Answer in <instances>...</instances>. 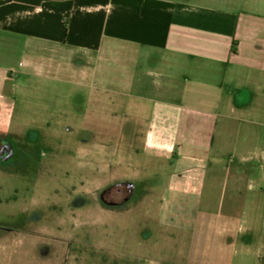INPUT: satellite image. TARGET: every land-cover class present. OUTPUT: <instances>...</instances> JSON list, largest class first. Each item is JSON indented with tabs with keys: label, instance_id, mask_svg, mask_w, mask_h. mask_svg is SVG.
<instances>
[{
	"label": "rangeland",
	"instance_id": "374dc122",
	"mask_svg": "<svg viewBox=\"0 0 264 264\" xmlns=\"http://www.w3.org/2000/svg\"><path fill=\"white\" fill-rule=\"evenodd\" d=\"M78 73L25 65L0 97V264H264V126L207 113L168 152L160 119Z\"/></svg>",
	"mask_w": 264,
	"mask_h": 264
},
{
	"label": "crops",
	"instance_id": "0c3cea01",
	"mask_svg": "<svg viewBox=\"0 0 264 264\" xmlns=\"http://www.w3.org/2000/svg\"><path fill=\"white\" fill-rule=\"evenodd\" d=\"M47 59L85 71L92 100L115 92L160 119L149 134L168 152L207 113L264 126V0H0V97ZM250 130L264 151L263 129Z\"/></svg>",
	"mask_w": 264,
	"mask_h": 264
},
{
	"label": "flooded vegetation",
	"instance_id": "af4514ba",
	"mask_svg": "<svg viewBox=\"0 0 264 264\" xmlns=\"http://www.w3.org/2000/svg\"><path fill=\"white\" fill-rule=\"evenodd\" d=\"M0 142L3 143L0 145V154L2 153V150H7V152L13 151L9 138H0ZM133 192L134 187L132 184L121 183L103 191L102 198H106L108 200L107 202L110 204H121L127 201L132 196Z\"/></svg>",
	"mask_w": 264,
	"mask_h": 264
}]
</instances>
